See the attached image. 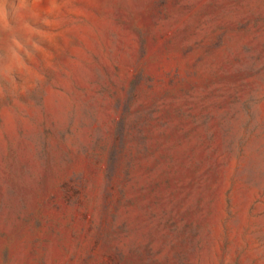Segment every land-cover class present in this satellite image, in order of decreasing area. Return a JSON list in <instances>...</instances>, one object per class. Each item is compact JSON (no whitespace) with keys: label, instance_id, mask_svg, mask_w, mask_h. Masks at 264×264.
<instances>
[{"label":"rangeland","instance_id":"1","mask_svg":"<svg viewBox=\"0 0 264 264\" xmlns=\"http://www.w3.org/2000/svg\"><path fill=\"white\" fill-rule=\"evenodd\" d=\"M0 264H264V0H4Z\"/></svg>","mask_w":264,"mask_h":264},{"label":"clouds","instance_id":"2","mask_svg":"<svg viewBox=\"0 0 264 264\" xmlns=\"http://www.w3.org/2000/svg\"><path fill=\"white\" fill-rule=\"evenodd\" d=\"M3 3H4V0H0V17H2L4 15V12H3Z\"/></svg>","mask_w":264,"mask_h":264}]
</instances>
